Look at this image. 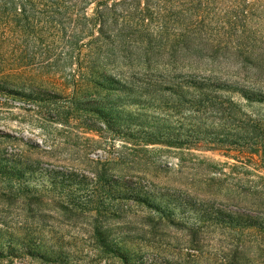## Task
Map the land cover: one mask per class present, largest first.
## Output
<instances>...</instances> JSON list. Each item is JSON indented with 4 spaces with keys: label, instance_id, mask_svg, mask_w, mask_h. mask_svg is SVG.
I'll return each mask as SVG.
<instances>
[{
    "label": "rangeland",
    "instance_id": "374dc122",
    "mask_svg": "<svg viewBox=\"0 0 264 264\" xmlns=\"http://www.w3.org/2000/svg\"><path fill=\"white\" fill-rule=\"evenodd\" d=\"M263 118L264 0H0V264H264Z\"/></svg>",
    "mask_w": 264,
    "mask_h": 264
},
{
    "label": "trees",
    "instance_id": "16d2710c",
    "mask_svg": "<svg viewBox=\"0 0 264 264\" xmlns=\"http://www.w3.org/2000/svg\"><path fill=\"white\" fill-rule=\"evenodd\" d=\"M85 2H104L107 0H83ZM247 95V94H245ZM252 133H251V132ZM254 132V133H253ZM246 136L249 134L256 135V139L252 140L249 138L248 141H245L244 145H242L239 149H229L224 151L223 156L227 159H232L237 163L242 165V168L253 169L255 171H259L261 169V162L264 163V118L256 119L250 121L248 123ZM246 140V139H245ZM263 179V177H260ZM262 209L259 212H255L256 214H246L250 218H257L259 223L256 226V229L261 233L264 232V201L261 205Z\"/></svg>",
    "mask_w": 264,
    "mask_h": 264
}]
</instances>
